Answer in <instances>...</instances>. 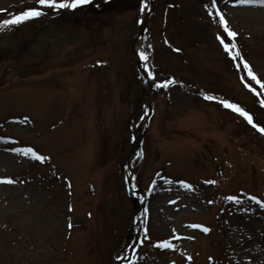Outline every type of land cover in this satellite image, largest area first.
<instances>
[{"label":"rangeland","instance_id":"1","mask_svg":"<svg viewBox=\"0 0 264 264\" xmlns=\"http://www.w3.org/2000/svg\"><path fill=\"white\" fill-rule=\"evenodd\" d=\"M121 1L48 9L0 36V177L13 181L0 182V264H112L142 228L143 249L130 261V246L121 264H264V133L219 102L228 97L264 127L262 96L229 54L251 58L264 81V4L155 0L143 35L141 0ZM33 3L0 0V9ZM143 37L154 80L178 78L153 94L145 141V118L132 123L147 112L132 47ZM128 160L138 164V213ZM167 236L175 247L157 245Z\"/></svg>","mask_w":264,"mask_h":264},{"label":"snow or ice","instance_id":"2","mask_svg":"<svg viewBox=\"0 0 264 264\" xmlns=\"http://www.w3.org/2000/svg\"><path fill=\"white\" fill-rule=\"evenodd\" d=\"M88 2V0H35V4L39 5L37 6H29L25 10L19 12L18 14L14 15L11 17L9 20H5V24H18L20 22L26 21L31 18L39 17L43 14L45 9H52V10H60L64 8H72L75 9L77 8L78 5L84 4ZM234 3H260L264 4V0H232ZM147 4V0H142L141 7L144 8ZM212 5L213 7L215 6V0H212ZM2 11V9H0ZM217 12H219V9H217ZM220 23L225 25V28L227 29V21L225 20L224 16L221 14L220 15ZM228 35L229 36H235L236 33L228 29ZM223 42V41H222ZM224 47L226 50L230 49H235L236 45L235 43H225ZM176 51H180V49H176ZM229 54L233 56V59L239 58L240 60H243V57L240 56L239 51L236 52H231L229 51ZM143 55V53L141 54ZM97 63H102V61H97ZM241 65H237V67H240ZM147 67V65H145ZM243 68L247 70V76L251 77L252 81H255L256 85H259L261 89H264V81L258 78L257 74L252 70V68L249 66L247 61H243ZM149 76H153L152 72L148 73ZM242 79H244L242 77ZM170 83H175L174 78L173 79H165L163 81H155V86L156 87H167ZM246 87H248L253 93H256L258 96L261 95V93L257 92V88L253 87L251 83L246 82ZM206 98L207 99H219L218 97H212L207 94ZM219 102L226 108L232 109L239 113L241 116L247 119L249 124H253V126L258 129L261 133H264V127H262L259 123H254L253 122V117L249 114V112L245 111L243 107H241L239 104L232 103L227 99L219 100ZM260 103L264 105V99L260 100ZM13 151H19L18 149H13ZM26 154H31L33 158H37L41 161L46 159L44 156L40 155L37 153L33 148L29 147L26 148L25 150ZM0 182H8L12 183V178L11 177H0ZM215 181H212L214 183ZM185 185V187H191V185H188L187 183L181 181ZM229 199L235 200L237 197H229ZM253 200H256L257 197L253 196ZM261 204H264V201H260ZM69 227H71V224H69ZM192 228H198L202 229L204 232H208L210 229L206 227L205 225L202 224H193L190 225ZM146 231V230H145ZM189 239H192V237H188ZM161 247H175L174 244H172L168 240H164L160 242ZM117 259H119V256H117ZM189 260L192 259L191 256L188 257ZM211 259V257L209 258ZM174 264V262H173Z\"/></svg>","mask_w":264,"mask_h":264},{"label":"trees","instance_id":"3","mask_svg":"<svg viewBox=\"0 0 264 264\" xmlns=\"http://www.w3.org/2000/svg\"><path fill=\"white\" fill-rule=\"evenodd\" d=\"M120 3H122L121 0H88V2H86V4H88L89 6H93V8L96 9V11H101L104 10L106 8H111L112 6L116 7L118 5H120ZM74 11H71V13H73ZM19 11H11L8 13V17L5 20H9L11 17H13L14 15L18 14ZM43 15V14H42ZM32 19V18H31ZM3 20L0 23V35H3V33H5L9 28L14 27V26H18L23 24L25 21L20 22L18 24H5ZM30 20V19H28ZM27 21V20H26ZM244 45V44H243ZM245 46V45H244ZM246 47V46H245ZM251 61V60H250ZM151 72V71H150ZM244 78L249 80L250 78L247 76V74H244ZM137 119H139V117L137 118H133L132 122L134 123Z\"/></svg>","mask_w":264,"mask_h":264}]
</instances>
